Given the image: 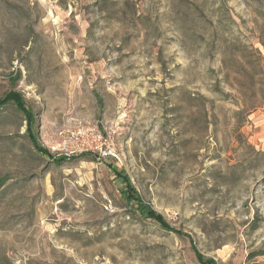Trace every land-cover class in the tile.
Instances as JSON below:
<instances>
[{
  "label": "rangeland",
  "instance_id": "rangeland-1",
  "mask_svg": "<svg viewBox=\"0 0 264 264\" xmlns=\"http://www.w3.org/2000/svg\"><path fill=\"white\" fill-rule=\"evenodd\" d=\"M9 90L44 151L0 107V264H248L262 247L264 0H0ZM71 120L113 131L115 157L55 161Z\"/></svg>",
  "mask_w": 264,
  "mask_h": 264
},
{
  "label": "built area",
  "instance_id": "built-area-1",
  "mask_svg": "<svg viewBox=\"0 0 264 264\" xmlns=\"http://www.w3.org/2000/svg\"><path fill=\"white\" fill-rule=\"evenodd\" d=\"M114 132H102L96 124L71 120L53 134L46 144L54 158H77L95 155L99 161L115 157Z\"/></svg>",
  "mask_w": 264,
  "mask_h": 264
},
{
  "label": "trees",
  "instance_id": "trees-1",
  "mask_svg": "<svg viewBox=\"0 0 264 264\" xmlns=\"http://www.w3.org/2000/svg\"><path fill=\"white\" fill-rule=\"evenodd\" d=\"M8 103H12L15 108L22 114L24 121L26 122V135L29 139V142L31 145L34 147V149L42 153L44 150L40 147V145L37 142V135L35 133L34 125H35V117L33 112L26 106L25 100L23 99L22 95L19 92L9 90L7 91L3 97L0 98V107L5 106ZM89 156L88 154L82 155L81 157H87ZM73 159V158H71ZM68 159L66 158H59L55 161L57 162H62V161H67ZM118 177L122 178L123 181V191H122V196L124 200L130 204V203H138L137 208L139 209L140 213L144 215L145 218L151 219L157 224L161 225L162 227L167 228V224L163 217L153 211L151 208H149L146 205H143L141 201L139 200L135 190L132 188L130 181L121 174L120 172H117ZM262 181V189L264 191V177L261 180ZM257 222L253 224V230L257 229ZM258 256H264V243L262 247L252 253H250L247 257V260L249 261L248 264H264L260 262L253 261L254 258ZM197 259L200 264H216L213 260L211 259H205L199 255H197Z\"/></svg>",
  "mask_w": 264,
  "mask_h": 264
}]
</instances>
